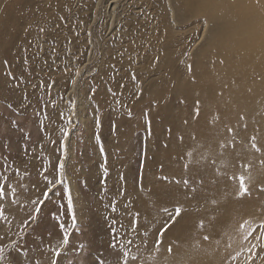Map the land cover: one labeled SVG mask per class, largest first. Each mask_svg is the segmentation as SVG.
<instances>
[{"label":"rangeland","instance_id":"rangeland-1","mask_svg":"<svg viewBox=\"0 0 264 264\" xmlns=\"http://www.w3.org/2000/svg\"><path fill=\"white\" fill-rule=\"evenodd\" d=\"M185 2L0 0V184L8 189L7 198L0 200V247L4 249L0 264H9L18 251L25 264L30 259L48 264L52 250L61 243L60 224L70 242L62 250L59 264H120V247L109 248L110 241H118L130 257H137L129 264H146L158 253L170 259L186 243L218 249L216 261L210 264H245L252 253H259L254 264H264V238L228 239L220 232L228 221L225 209H229L228 198L233 195L225 194L228 189L234 191L231 182L217 184L214 190L215 185L206 183L192 200L185 199L187 190L175 185V180L185 175L182 164L192 159L181 160L185 152H194L195 160L203 165L193 168L190 176L207 178L214 167H219L218 145L211 150L206 144L203 149L193 147L196 138L192 139V126L196 121L190 118L195 100L201 102V114L208 108L199 96L197 78L203 68L216 61L211 40L219 23L185 10ZM41 27L46 29L43 34ZM26 58L28 64L24 63ZM66 64L73 73L76 68L82 70L75 87L64 71ZM187 65H192L191 73L186 71ZM132 75L137 77L135 81ZM110 76H116L125 87H117ZM53 81L50 89L33 87ZM92 89H97L94 96ZM56 105L65 116L71 114L69 107L74 113L64 161L65 185L57 186L42 206L39 227L31 222L26 225L24 220L34 208L31 200L45 187L42 177L47 174L53 179L52 166L60 155L56 149L62 138L60 128L66 121L58 119ZM214 115H206L207 125ZM97 117L99 127L94 124ZM247 117L244 121L238 117L235 126L231 125L238 134L235 148L230 146L227 152L236 159L239 172H243L240 164L244 162L237 164V153L252 161L249 171L253 180L244 199L254 198L255 202H247L250 210L245 218H255L258 224L264 219V192L260 191L264 187V167L260 164L264 154L250 148L249 138L257 136L258 146L264 150V134L262 122L256 117V122L247 124ZM185 119L188 125L183 123ZM147 120L151 121V136L145 130ZM243 124H247V130ZM224 134L220 140L231 138L226 130ZM181 135L183 143L178 139ZM232 168L224 170L231 173ZM122 174L127 181L120 179ZM137 177L141 180L134 183ZM105 179L106 186L102 183ZM63 188L71 191L72 211L67 208L68 194ZM118 189L126 190V194L118 195ZM212 199L218 204L212 205ZM178 203L186 209L184 219L161 238L157 251L153 233L167 220L163 209L171 213ZM239 207L243 211L244 207ZM137 213L141 227L133 231L130 222ZM200 219L205 221L204 229L197 227ZM187 227L192 232L184 234ZM204 235L209 239L204 240Z\"/></svg>","mask_w":264,"mask_h":264},{"label":"bare ground","instance_id":"bare-ground-1","mask_svg":"<svg viewBox=\"0 0 264 264\" xmlns=\"http://www.w3.org/2000/svg\"><path fill=\"white\" fill-rule=\"evenodd\" d=\"M189 9L204 16L208 22L210 20L219 23V28L211 40V50L215 52L216 61L210 67L203 68L197 78L199 96L207 103L208 108L192 126L196 138L193 147L203 149L205 144L209 150L216 147L217 140L225 135L224 125L235 126V119L241 114L248 116L247 124L256 122L257 117L262 122L261 129L264 134V0H186L185 10ZM178 86L184 87L182 84ZM211 112L221 117L214 126L207 125L206 122V115ZM218 152L219 166L222 160L228 161L230 166L236 162L228 152L223 156ZM237 157L240 159L237 161L238 165L251 161L250 158L246 160L244 155ZM233 171L239 172L238 167H233L230 172ZM226 195L232 196L231 190L228 189ZM253 199L238 202L234 196L228 198L230 206L225 209L228 221L220 231L228 239L241 237L236 229L240 221L249 216L250 203L247 202L254 203ZM239 206L244 207L243 211ZM237 210L239 213L236 215ZM189 230L188 227L183 229L184 234L192 232ZM217 250L213 245L210 247L186 243L176 249L174 257L163 259L159 255L161 253H158L148 259L146 264H210L216 261L215 258L219 255Z\"/></svg>","mask_w":264,"mask_h":264},{"label":"snow or ice","instance_id":"snow-or-ice-1","mask_svg":"<svg viewBox=\"0 0 264 264\" xmlns=\"http://www.w3.org/2000/svg\"><path fill=\"white\" fill-rule=\"evenodd\" d=\"M60 19L64 20L66 18L60 17ZM39 31H40V33L43 34L46 32V29L41 27L39 29ZM89 35H90V33H89ZM89 43H91V41H89ZM37 47L39 48L40 46L37 45ZM119 54L121 56L123 55V53H119ZM77 59H78V57H77ZM157 60H158V58H157ZM3 63L5 65H7L8 61L5 60V61H3ZM24 63L28 64L27 58L24 60ZM44 63L46 64L47 61H45ZM220 63H223V61H220ZM49 67H51V65H49ZM41 70H43V69H41ZM64 71L69 73L70 82L75 87L78 83V78L81 77V75H82V70L80 68H76L74 73H73L72 70L66 64ZM186 71L188 73H191L192 72V65H187ZM9 75H11V73H9ZM131 79L133 81H135L137 79V77L135 75H132ZM109 80L115 82L117 87H120V88L125 87V85L123 83H119L116 80V76H110ZM54 84H55V81H53L52 84L44 82L40 85H33V87H43L46 89H50L54 86ZM91 91H92L93 96H94L97 89H92ZM107 91L111 93L112 88L109 87L107 89ZM61 99H63V97ZM72 103H73V101H72L71 97H69L68 105L71 106ZM181 103H184V101H181ZM55 108L57 110L58 119H62V120L66 121V125L64 127L60 128V132L62 133V138L59 140L58 148L56 149V151H58L60 153V155L57 158V163L54 166H52L53 179H49L47 174L43 175V177H42L43 180L46 182L45 187L42 191H40L39 195L35 199L31 200V203L34 205V208H33L32 212H30L29 215L24 220V223L26 225H28L29 222H31V223L37 224V227H39V224L37 223V221L39 218V214L42 211V206H44L46 204V202L49 200L50 196L55 193L57 186L65 185V175H64L65 163H64V161L67 158V140H68V137L70 135L71 129L74 126L73 118H72L74 113L71 112V107H69L68 111L71 114L65 116V113L63 111L59 110V105H56ZM128 114L131 115V112H129ZM145 115H147V114H145ZM200 117H201V102L199 99H197L194 101L193 108H192V111L190 113V118L192 121L198 122ZM220 119H221L220 115H218V114L214 115V116H212L209 123L214 126L218 121H220ZM244 120H245V116L243 114H241L239 116V121H244ZM100 123H101V121H100L99 117L95 118L94 124L97 127L100 126ZM183 123L185 125H188L189 120L185 119L183 121ZM242 127L244 130H247L248 126H247V124H243ZM224 129L230 135L231 138L230 139L225 138L224 140H217L218 149L220 150L219 155H221V156H223L224 153L229 150L230 146L233 149L235 148L236 136L238 134V130L236 128L228 125V124L224 125ZM145 130L148 132L149 136L152 135L151 121L150 120L146 121ZM38 131H40V129H38ZM218 135H220V134H218ZM97 138H99V137H97ZM178 139L181 143H183V140H184L183 135L179 136ZM192 139H195V136H193ZM249 139H250V148L252 150H254L256 153L264 154V150H262V147L258 146V143H257L258 137L253 135ZM51 142L53 144L57 143V141H51ZM100 151H101V153L104 152V148L102 146L100 148ZM145 156H146V153H145ZM237 156H239V153H237ZM187 158H192V159H189L187 163L182 164V169H183V172L185 175L182 176L180 179L175 180L176 186L182 187L183 189L187 190L184 193L186 200L196 199L197 196L199 195V193L201 191H203L206 183H210L212 185H217L220 183L231 182L233 189H234V191L232 192V195L238 200H242L250 194V184L253 180V177L249 171V169H251V167H252L251 162H246V163L240 164V167L243 169V172L233 171V172L229 173L228 171L224 170L230 166L229 162L226 160H222L220 162L219 167H214L213 174L210 177L206 178L205 176L201 175L198 178H196V177L190 176L189 173L191 172V170L193 168H196V167L202 168L203 165L200 164L199 160H195L194 152H192V151L185 152L181 156V160H184ZM204 159H206V158H204ZM260 164L262 167H264V159H262L260 161ZM215 165H216V160L213 159L212 160V166H215ZM102 167H103V165H102ZM142 167H143V165H142ZM231 167H235V164H232ZM104 171H105V177H106L107 176V168L106 167H105ZM44 172L47 173L48 169H44ZM5 179H7V178H5ZM120 179L127 181V176L122 174L120 176ZM162 179H167V177H163ZM140 180H141V178L137 177L136 180H134V183L140 182ZM34 183H36V187L38 188L39 187L38 183L37 182H34ZM102 183L105 184V186H106V179L104 181H102ZM105 190H107L106 187H105ZM62 191L67 192V194H68L67 208L69 211H72L74 205H73V200H72V196H71V191L68 188H63ZM260 191L264 192V187H261ZM11 192L13 195L16 194L15 189H12ZM117 194L118 195H125L126 190L124 192H121L118 189ZM6 195H8L7 185L6 184H0V200H3ZM13 203H15V201H13ZM210 203L212 205H217L218 201L216 199H212L210 201ZM113 210H115V209H113ZM163 211L165 214H167V220L161 222L159 224V227H157L155 229V232L153 233V235L156 237V239L154 241V247L157 251H159L160 244L162 243L161 238L164 237L166 235V233L171 231L174 227H176L177 225L180 224V221L184 219V213L186 212V209H184L183 206L178 203L177 206L174 207V209L171 213H169L167 208H164ZM2 214H3L2 210H0V215H2ZM53 216L55 217V213H53ZM212 219H215V218L213 217ZM72 222H73V226H75L76 218H75L74 214L72 216ZM113 223H115V221H113ZM130 223L133 225V228H132L133 231H136L139 227H141V225L139 223V213L136 214V216L132 219V221ZM197 227L200 229H204L205 228V221L203 219H200L197 222ZM60 228H61V233H62L61 243L56 249L52 250L53 255L49 259L48 264H59V259L62 256V250L70 242L69 241V235H68L66 229L64 228V225L60 224ZM33 230H35V229H33ZM236 230L241 234V239L245 240V241H247L250 237H254L255 239L264 238V219H261L259 221V223L257 224L255 218H245L242 220V222H240L238 224V227ZM257 232L259 233V235L254 236V234ZM144 235H145V237L148 236L147 228H145ZM2 239H3V237H0V240H2ZM203 239L208 240L209 236L204 235ZM112 240L116 241L115 235H113ZM81 247H84V246L81 245ZM108 247L111 249H117L118 247H120V251L122 254V260L120 261V264H129L130 259H131V261H135L137 259V257H135V256L130 257L129 253L127 251H124L122 246H119L118 241H116L115 243L110 241ZM229 247H231V245H229ZM255 247H257V246L256 245L252 246V248H255ZM167 250L169 253H171L172 247L169 246ZM262 250H264V249H262ZM249 252L252 253L251 248L249 249ZM23 255L25 257H27L28 253L25 252V253H23ZM258 255H259V253H252L251 255H249V257L245 261V264H254V261ZM235 258L236 257H232V259H235ZM3 259H4V249L2 247H0V261H2ZM262 259H264V257H262ZM9 264H25L24 260H22L20 258V252L19 251L15 254V257L10 260ZM28 264H43V262L39 259H34V260L30 259L28 261ZM92 264H97V262L93 261ZM100 264H103V261H101Z\"/></svg>","mask_w":264,"mask_h":264}]
</instances>
